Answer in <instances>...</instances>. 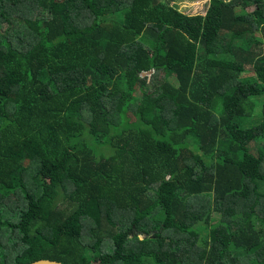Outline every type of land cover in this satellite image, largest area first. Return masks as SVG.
Instances as JSON below:
<instances>
[{
  "label": "trees",
  "instance_id": "1",
  "mask_svg": "<svg viewBox=\"0 0 264 264\" xmlns=\"http://www.w3.org/2000/svg\"><path fill=\"white\" fill-rule=\"evenodd\" d=\"M181 1L0 0V264H264V0Z\"/></svg>",
  "mask_w": 264,
  "mask_h": 264
},
{
  "label": "rangeland",
  "instance_id": "2",
  "mask_svg": "<svg viewBox=\"0 0 264 264\" xmlns=\"http://www.w3.org/2000/svg\"><path fill=\"white\" fill-rule=\"evenodd\" d=\"M209 5V0H184L178 3V8L186 13L187 15H204ZM255 8H251L253 11ZM248 75L252 76V71H248ZM247 77V76H244ZM264 99V98H263ZM264 101V100H263ZM253 103L257 106L256 111L252 110V112L243 118L242 126L251 127L257 125L261 121V113H262V99L255 98L253 99ZM255 111V113H254ZM144 237V236H142Z\"/></svg>",
  "mask_w": 264,
  "mask_h": 264
},
{
  "label": "water",
  "instance_id": "3",
  "mask_svg": "<svg viewBox=\"0 0 264 264\" xmlns=\"http://www.w3.org/2000/svg\"><path fill=\"white\" fill-rule=\"evenodd\" d=\"M152 74H153V71H150L147 74H143L142 76L147 77L148 75L151 76ZM29 264H64V263L58 262V261H53L50 259H40V260L34 261L32 263H29Z\"/></svg>",
  "mask_w": 264,
  "mask_h": 264
}]
</instances>
